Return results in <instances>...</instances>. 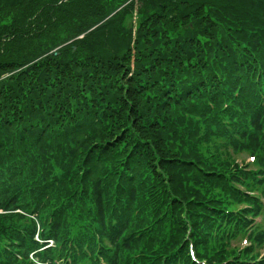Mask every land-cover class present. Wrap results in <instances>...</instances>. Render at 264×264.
<instances>
[{"label": "trees", "instance_id": "16d2710c", "mask_svg": "<svg viewBox=\"0 0 264 264\" xmlns=\"http://www.w3.org/2000/svg\"><path fill=\"white\" fill-rule=\"evenodd\" d=\"M114 2L0 0V264L38 247L13 211L31 205L71 264L97 238L110 264H196L187 235L198 258L241 264L223 226L244 197L207 143L238 142L217 115L230 100L264 163V0H159L133 23Z\"/></svg>", "mask_w": 264, "mask_h": 264}, {"label": "rangeland", "instance_id": "374dc122", "mask_svg": "<svg viewBox=\"0 0 264 264\" xmlns=\"http://www.w3.org/2000/svg\"><path fill=\"white\" fill-rule=\"evenodd\" d=\"M118 2H114L117 4L118 7H123L125 4L130 6V8H135L134 12H127L124 17L126 22H134L138 19H144L148 22V13L153 15L154 13H157L161 5H159V0H156L154 2H149V0H125L123 3V0H117ZM62 2V1H61ZM60 3V2H58ZM122 3V4H120ZM120 5V6H119ZM149 5H154L153 8H150L149 12H145V10L149 7ZM18 7L19 5H12V7ZM177 8V7H176ZM171 13V12H170ZM37 19V15H33L31 18H27L25 22L28 24L34 25L35 20ZM171 19V18H170ZM155 24V22H152ZM179 24V20H178ZM148 26V25H147ZM34 26H32L33 28ZM154 26L150 24L149 29H153ZM147 39L154 41L157 40V36L155 35V32L150 33L149 37L147 36ZM147 40V42H150ZM148 46L149 44H145ZM151 94V92H149ZM210 100V99H208ZM207 100V101H208ZM229 101H223L222 106L217 109V115L220 116V122L224 126V128L231 132L232 135L237 139V143L234 144L233 142H225L223 139V136H217L215 138V146L213 144V140L209 138V142L207 143L208 147L213 151V153H216L220 159L223 160L224 164V171L223 173L228 178V182H231L232 185H235L236 189L239 191H244V193H241L242 196L246 199H249V201H254L255 198L252 195L260 196V190H264V170L261 168V165L258 163V154L255 150H248L243 148L240 145V140L238 138V134L231 130L232 125V119L224 110L225 105L229 103ZM211 106V109L216 110V104L211 103L209 104ZM194 119L198 121V125L201 128V132H204V123L200 120V118H197L194 116ZM246 127L248 129L252 130V127L249 126V122L246 121ZM205 142H203V145ZM237 166H235V164ZM53 164V162H52ZM253 164V165H252ZM249 193H252L250 195ZM263 203V209L259 213V215L255 218L257 228L264 231V198L261 199ZM236 208V207H235ZM242 220L245 221V218L242 217ZM234 242L232 245H229L224 248L226 255H237V257L241 256L243 259H246L248 261L255 260L256 254H264V247L262 246H253V252H251V247L249 246V242L242 239H233ZM246 246V247H245ZM246 251L247 257H244V254L237 253V250L239 248H242ZM262 248V249H261ZM260 259V258H258ZM264 264V261L261 263Z\"/></svg>", "mask_w": 264, "mask_h": 264}]
</instances>
